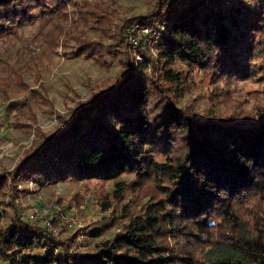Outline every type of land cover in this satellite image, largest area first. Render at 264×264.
Returning <instances> with one entry per match:
<instances>
[{"label": "trees", "instance_id": "trees-1", "mask_svg": "<svg viewBox=\"0 0 264 264\" xmlns=\"http://www.w3.org/2000/svg\"><path fill=\"white\" fill-rule=\"evenodd\" d=\"M107 1L0 0V36L38 16L73 25L92 17L96 33H74L67 52L119 66L56 113L52 129L35 125L33 142L0 168V201L8 196L12 203L25 189L19 182L91 177L113 180L112 196L124 184L146 200L88 250L20 217L12 205L0 223V263L264 264V103L253 115L200 118L178 100L197 72L212 94L223 89V98L224 84L264 77V0H145L143 12L113 28ZM133 19L156 30L154 57L143 35V60L131 56L123 28ZM18 102L8 100L5 110Z\"/></svg>", "mask_w": 264, "mask_h": 264}, {"label": "rangeland", "instance_id": "rangeland-1", "mask_svg": "<svg viewBox=\"0 0 264 264\" xmlns=\"http://www.w3.org/2000/svg\"><path fill=\"white\" fill-rule=\"evenodd\" d=\"M103 6L111 15L113 28L121 17L143 12L146 1L108 0ZM97 29L92 17L86 23L73 25L69 18L38 16L0 36V168H9L21 149L33 142L35 125L41 130L52 129L57 122L56 113L64 114L91 89L119 73L117 63L103 68L88 57L67 52L74 33L82 31L93 36ZM155 51L148 48L152 57ZM224 87L228 88L225 98L223 89L212 94L207 77L197 72L178 100L200 118L253 115L264 103V77L238 79ZM11 99L19 101V106L5 110ZM128 176L122 174L119 178L126 180ZM122 185L121 195L112 196L113 180L94 177L43 184L19 182L17 188L25 189L13 194L12 203L8 196L0 201V223L11 214L13 205L20 217L45 226L56 238L70 241L77 249L88 250L119 229L128 210L134 212L145 202L146 195L139 197ZM96 228L99 232L92 233Z\"/></svg>", "mask_w": 264, "mask_h": 264}, {"label": "built area", "instance_id": "built-area-1", "mask_svg": "<svg viewBox=\"0 0 264 264\" xmlns=\"http://www.w3.org/2000/svg\"><path fill=\"white\" fill-rule=\"evenodd\" d=\"M124 33L126 40L128 42L130 54L134 60L142 59L141 53L137 50V44L139 43L140 35L144 37V43L147 48H154L153 37L156 30L151 27L148 23L140 22L137 19H133L130 22L126 23L124 26ZM0 120H2V109L0 108ZM54 120V118H53ZM29 183H32V180H27ZM26 181V182H27Z\"/></svg>", "mask_w": 264, "mask_h": 264}]
</instances>
